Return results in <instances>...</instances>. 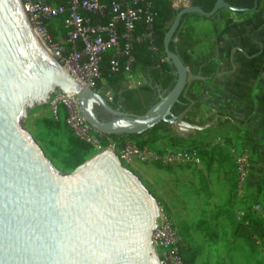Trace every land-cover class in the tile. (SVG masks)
Here are the masks:
<instances>
[{
    "label": "water",
    "instance_id": "1",
    "mask_svg": "<svg viewBox=\"0 0 264 264\" xmlns=\"http://www.w3.org/2000/svg\"><path fill=\"white\" fill-rule=\"evenodd\" d=\"M222 8L251 10L226 0L210 11L196 3L176 9L164 38L173 85L135 112L111 105L41 48L22 0H0V264H160L153 243L159 201L142 179L109 150L62 172L22 120L61 90L76 94L86 121L110 136L143 134L160 122L182 131L212 127L219 115L199 124L187 119L192 105L175 112L189 82L210 76L191 72L170 45L187 15L214 18Z\"/></svg>",
    "mask_w": 264,
    "mask_h": 264
},
{
    "label": "crops",
    "instance_id": "2",
    "mask_svg": "<svg viewBox=\"0 0 264 264\" xmlns=\"http://www.w3.org/2000/svg\"><path fill=\"white\" fill-rule=\"evenodd\" d=\"M174 42L191 72L210 76L208 80L189 82L184 96L193 111L201 104L206 112L211 109V120L219 115L211 128V148L219 146L221 149V154L214 153L211 167V212L221 206L229 208L232 182L227 164L237 154L249 156L251 181L264 176V0L259 1L256 9L247 11L222 8L214 18L189 14ZM166 62L170 64V60ZM135 79V85H129L130 88L160 86L141 72H135ZM103 84L102 88L110 90L105 80ZM147 106L145 103L144 107ZM205 117H209L208 112ZM166 130L163 128L156 133L158 144L170 140L159 138L167 135ZM219 139L225 144H219ZM134 167L140 176L151 170V166L140 162H135ZM221 214L226 213L221 210ZM219 219V224L211 220V230L228 223L223 215Z\"/></svg>",
    "mask_w": 264,
    "mask_h": 264
},
{
    "label": "built area",
    "instance_id": "3",
    "mask_svg": "<svg viewBox=\"0 0 264 264\" xmlns=\"http://www.w3.org/2000/svg\"><path fill=\"white\" fill-rule=\"evenodd\" d=\"M24 9L35 30L41 34L50 53L61 61L66 72H72L70 76L81 81L83 84L96 89V79L101 77L99 62L101 54L105 51L116 50L119 52V36L116 24L119 21L126 23L127 31L133 29L135 21L141 18L142 9L135 7L139 1L146 0H122L114 1L111 6L113 19L109 25L93 24L86 12L104 14L105 6L101 0H70V16L65 20L66 37L56 43H50L46 29L43 25L45 19L56 18L66 12L62 5L49 3L47 0H22ZM175 9L189 6L193 0H168ZM148 6L151 2L147 0ZM149 29L153 27V13L146 12ZM145 37L152 39V34ZM78 42H82L84 49H76ZM72 52L66 55L68 48ZM128 49V47H127ZM131 57L126 66V79L130 86L136 83L135 72L131 69ZM169 57L163 59L168 61ZM118 65L117 60L112 61L113 68ZM69 70V71H68ZM97 90V89H96ZM99 91V90H98ZM107 95H112L107 90ZM112 100V97L107 98ZM49 106L56 120L63 119L75 136L87 143L96 153L109 150L117 154L127 167L135 162L154 164L161 166H193L203 164L200 149L191 143L179 141L164 142L152 145L139 144L133 135H123L117 138L104 134L93 128L83 116L79 98L74 93H66L61 90L55 91L49 99ZM219 144L225 142L219 139ZM238 171L236 189L235 214L238 220H244L249 207L255 211L261 219H264V204L257 203L249 207L243 206L246 201V186L250 178V159L246 153L237 154L235 158ZM240 206V207H238ZM258 244H262L259 237L255 238ZM153 243L159 256L160 264H185L182 256L184 237L178 227L174 215L159 201V217L157 227L153 234Z\"/></svg>",
    "mask_w": 264,
    "mask_h": 264
},
{
    "label": "rangeland",
    "instance_id": "4",
    "mask_svg": "<svg viewBox=\"0 0 264 264\" xmlns=\"http://www.w3.org/2000/svg\"><path fill=\"white\" fill-rule=\"evenodd\" d=\"M58 62L63 67L61 61L58 60ZM99 92L106 98H113V95H107L105 88ZM205 110L201 104H198L195 111L192 109L187 114V119L199 124L208 122L211 120V109L207 111L209 114L207 118ZM48 120L51 122L48 123ZM22 124L41 145L54 166L62 172L74 171L95 154L92 151L87 157L75 156L78 151L75 143L70 139L69 126L63 119L54 118L49 101L28 108L23 116ZM166 126L167 135L163 137L161 135L159 138L168 137L170 138L168 142H197L201 149L205 148L211 155V128L213 127L206 130L182 131L178 126ZM143 164L151 166L146 176L137 174L133 170L134 164L128 167L142 179L156 199L165 204L174 215L185 237L186 248L183 254L186 264H264V242L255 244L245 226L236 228L226 214H221L224 206L211 212V194L209 193L211 168L207 167L205 159L198 167ZM227 165L232 185H234L238 181L235 159ZM250 169V178L246 186L247 198L243 203L245 207L257 203L264 204V176L261 175L258 181H251L253 173L251 165ZM234 196L236 198L235 188L227 204L233 211L236 205ZM221 215L228 223L222 228L216 225L211 230V220L215 219V222L219 224Z\"/></svg>",
    "mask_w": 264,
    "mask_h": 264
},
{
    "label": "trees",
    "instance_id": "5",
    "mask_svg": "<svg viewBox=\"0 0 264 264\" xmlns=\"http://www.w3.org/2000/svg\"><path fill=\"white\" fill-rule=\"evenodd\" d=\"M49 3H55L62 5L66 8V12L53 19H45L43 25L46 29L47 38L50 43H56L59 41V37H66V29L64 27L65 20L70 16L71 2L70 0H47ZM114 1L121 2L122 0H101V3L105 6L104 14L86 12L91 18L93 24L96 25H109L112 22L113 14L111 10L112 3ZM151 6H148L146 1H139L135 4V7L142 9L141 18L134 23V27L129 32L126 28L124 21H119L116 24V31L119 36L120 50L105 51L101 54L99 62V70L101 77L96 79V89L102 90L103 80L106 81L107 88L112 91L113 98L109 100L114 107L120 106L125 103L126 109L142 112L145 110L144 96L153 91V86L146 85L138 88H130L129 82L126 79V66L129 59L133 60L130 63V67L134 72H141L148 79H152L159 84L162 89H170L173 85L174 76L172 74V65L164 62L163 59L167 57L164 46V38L168 31L172 20L174 19L177 10L171 5L168 0H149ZM201 5L206 11L212 10L216 0H203ZM227 2L241 7L252 9L255 5V0H226ZM260 1V0H259ZM194 3V2H193ZM151 11L153 13V27L149 29V23L147 22L146 12ZM147 33L152 34V39L145 37ZM128 47V49H127ZM171 50H176L175 42H171ZM77 50L84 49L82 42H78ZM72 52V47L68 48L66 55ZM117 60L118 65L113 68L112 61ZM181 100L184 104L177 105V113L182 112L191 105L190 101L182 96ZM51 120H48L50 123ZM59 123V121H58ZM58 125V124H57ZM167 124L160 122L152 129L139 135H133L139 144L152 145L157 141L156 133L158 130L167 128ZM69 136L72 142L75 143L77 153L75 156L87 157L92 153V148L85 142L79 140L71 128H69ZM117 138L118 136H112ZM182 141V140H181ZM184 142V141H182ZM191 145L197 146L200 149V154L205 159L207 167L210 169L214 160V153H221L218 147L211 148L210 151L201 149L197 142H190ZM237 189V182L232 185V190ZM235 198V196H234ZM226 215L229 217L234 226H245L251 234V237L255 244H258L256 237H259L264 242V219H261L258 214L248 208L244 220H238L233 211L230 208H223ZM186 248L185 240L182 246V256L186 264L184 257V250Z\"/></svg>",
    "mask_w": 264,
    "mask_h": 264
},
{
    "label": "flooded vegetation",
    "instance_id": "6",
    "mask_svg": "<svg viewBox=\"0 0 264 264\" xmlns=\"http://www.w3.org/2000/svg\"><path fill=\"white\" fill-rule=\"evenodd\" d=\"M165 89H162L160 86L159 87H153V91L152 92H149L147 93L145 96H144V101L145 103L149 106L150 104L154 103L159 97H160V94L164 93ZM177 107H175V112L177 111L176 109ZM97 112L99 113V115L105 117V118H108L110 117V115L108 114H105L103 112H101V110L97 109ZM177 113V112H176ZM181 113V112H178V114ZM165 123V122H163ZM166 124V123H165Z\"/></svg>",
    "mask_w": 264,
    "mask_h": 264
},
{
    "label": "bare ground",
    "instance_id": "7",
    "mask_svg": "<svg viewBox=\"0 0 264 264\" xmlns=\"http://www.w3.org/2000/svg\"><path fill=\"white\" fill-rule=\"evenodd\" d=\"M28 25H29L30 28L32 29V32H33V34L35 35V38H36V40H37L38 45H39L41 48L45 49L47 52L50 53V51H49L47 45L45 44L44 39H43V37L41 36V34L38 33V32L35 30V28H34L31 24H28Z\"/></svg>",
    "mask_w": 264,
    "mask_h": 264
}]
</instances>
